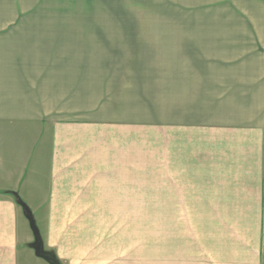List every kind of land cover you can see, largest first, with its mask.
<instances>
[{
  "label": "crops",
  "instance_id": "1",
  "mask_svg": "<svg viewBox=\"0 0 264 264\" xmlns=\"http://www.w3.org/2000/svg\"><path fill=\"white\" fill-rule=\"evenodd\" d=\"M9 1L0 264H48L11 192L61 264H87L103 241L106 218L88 210L137 208L162 210L161 264H264V0L108 28L43 23Z\"/></svg>",
  "mask_w": 264,
  "mask_h": 264
},
{
  "label": "rangeland",
  "instance_id": "2",
  "mask_svg": "<svg viewBox=\"0 0 264 264\" xmlns=\"http://www.w3.org/2000/svg\"><path fill=\"white\" fill-rule=\"evenodd\" d=\"M200 1L10 0L9 7L41 10L42 14H47L40 18L43 23L108 28L194 23V5ZM88 211L90 214L98 212L100 216L103 213L106 228L103 241L100 238L98 247L88 251L94 255L83 258L85 263L161 264L164 230L160 208Z\"/></svg>",
  "mask_w": 264,
  "mask_h": 264
},
{
  "label": "water",
  "instance_id": "3",
  "mask_svg": "<svg viewBox=\"0 0 264 264\" xmlns=\"http://www.w3.org/2000/svg\"><path fill=\"white\" fill-rule=\"evenodd\" d=\"M18 202L23 208L24 215H25L26 219L28 220L29 227H30L31 232L33 234L32 248L34 250L35 256L42 258L48 264H61L60 260L56 256V254L52 250H48L44 247L40 231L37 227V224L35 222V219L33 217L31 210L21 200Z\"/></svg>",
  "mask_w": 264,
  "mask_h": 264
},
{
  "label": "trees",
  "instance_id": "4",
  "mask_svg": "<svg viewBox=\"0 0 264 264\" xmlns=\"http://www.w3.org/2000/svg\"><path fill=\"white\" fill-rule=\"evenodd\" d=\"M14 196H15V198L17 199V201H20L21 199L15 194V193H13V192H11ZM22 201V200H21ZM23 202V201H22Z\"/></svg>",
  "mask_w": 264,
  "mask_h": 264
}]
</instances>
